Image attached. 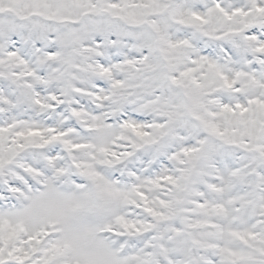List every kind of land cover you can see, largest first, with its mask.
<instances>
[{"label": "snow or ice", "instance_id": "1", "mask_svg": "<svg viewBox=\"0 0 264 264\" xmlns=\"http://www.w3.org/2000/svg\"><path fill=\"white\" fill-rule=\"evenodd\" d=\"M0 264H264V0H0Z\"/></svg>", "mask_w": 264, "mask_h": 264}]
</instances>
